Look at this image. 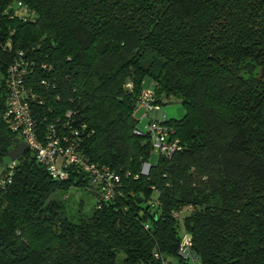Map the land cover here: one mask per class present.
<instances>
[{
  "label": "trees",
  "instance_id": "16d2710c",
  "mask_svg": "<svg viewBox=\"0 0 264 264\" xmlns=\"http://www.w3.org/2000/svg\"><path fill=\"white\" fill-rule=\"evenodd\" d=\"M3 2L0 159L22 142L3 118L18 60L38 134L54 124L113 177L104 199L106 180L52 178L29 148L11 160L0 264H264V0ZM147 77L154 103L186 110L165 118L181 148L154 160L135 116ZM72 186L97 197L78 223L56 195Z\"/></svg>",
  "mask_w": 264,
  "mask_h": 264
},
{
  "label": "built area",
  "instance_id": "2783aa9c",
  "mask_svg": "<svg viewBox=\"0 0 264 264\" xmlns=\"http://www.w3.org/2000/svg\"><path fill=\"white\" fill-rule=\"evenodd\" d=\"M6 72V108L3 118L8 128L19 134L27 148L35 153L38 162L45 166L52 178L65 180L68 178L70 170L75 168L79 173H86L93 185L102 184L106 180L100 192L104 199L110 198L112 195L110 180L113 175L107 173V177L104 178L94 164L82 157L74 141L59 133L54 124H49L42 135L38 134L30 101L34 96L23 83V76L26 73L23 63L18 60L10 63ZM158 105L154 103L153 89H142L137 99L136 109H142L145 114L151 111H158L161 114L158 119H150L145 128L151 147L156 153L170 157L181 148L180 141L174 128L165 122L166 116L164 112L161 113ZM13 167L14 162L11 161L6 172L0 177V185L11 180ZM149 167V163L144 162L140 172L148 174ZM113 179L117 181L116 176ZM173 216L178 217L179 213L174 212ZM190 246V235L184 233L179 253L185 257Z\"/></svg>",
  "mask_w": 264,
  "mask_h": 264
},
{
  "label": "rangeland",
  "instance_id": "374dc122",
  "mask_svg": "<svg viewBox=\"0 0 264 264\" xmlns=\"http://www.w3.org/2000/svg\"><path fill=\"white\" fill-rule=\"evenodd\" d=\"M5 1V0H4ZM3 0H0V10H3ZM21 12V9H19ZM1 70H0V85H1ZM149 82L151 79L147 77L145 79ZM159 110L165 113L168 120H180L184 117L186 110L184 105L177 100H168L165 103L158 105ZM135 116L140 119L138 122V128L145 129L147 123L149 122V116L144 113L143 110H137ZM157 157V153H152V160ZM11 163V159L7 155H3L0 159V173L1 171ZM58 197H61L65 204V211L68 217L75 223L82 220H87L88 216L92 213L97 197L93 195L90 190L83 189L80 187L72 186L65 191L56 192Z\"/></svg>",
  "mask_w": 264,
  "mask_h": 264
},
{
  "label": "water",
  "instance_id": "95a60500",
  "mask_svg": "<svg viewBox=\"0 0 264 264\" xmlns=\"http://www.w3.org/2000/svg\"><path fill=\"white\" fill-rule=\"evenodd\" d=\"M26 149H27V145L25 142L22 141L16 147H14L10 151H8L6 153V155L11 160H16Z\"/></svg>",
  "mask_w": 264,
  "mask_h": 264
},
{
  "label": "crops",
  "instance_id": "0c3cea01",
  "mask_svg": "<svg viewBox=\"0 0 264 264\" xmlns=\"http://www.w3.org/2000/svg\"><path fill=\"white\" fill-rule=\"evenodd\" d=\"M153 85L154 84H153L152 80H150L149 82H147L146 80L144 81V88H152ZM140 110H142V109H140ZM161 113H162V111H161ZM147 115L149 116L150 119H158L161 116V114L158 111H151ZM138 120H140V119H138Z\"/></svg>",
  "mask_w": 264,
  "mask_h": 264
}]
</instances>
